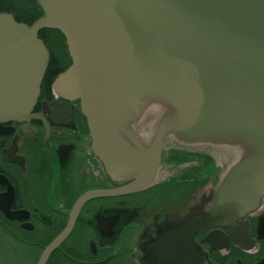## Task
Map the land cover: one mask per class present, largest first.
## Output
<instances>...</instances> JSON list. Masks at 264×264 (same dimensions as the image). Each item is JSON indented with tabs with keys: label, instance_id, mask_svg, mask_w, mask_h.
Masks as SVG:
<instances>
[{
	"label": "water",
	"instance_id": "1",
	"mask_svg": "<svg viewBox=\"0 0 264 264\" xmlns=\"http://www.w3.org/2000/svg\"><path fill=\"white\" fill-rule=\"evenodd\" d=\"M35 2L31 24L0 13V121H28L48 59L38 33L58 31L71 64L53 90L78 101L89 148L116 186L80 197L37 264L87 199L157 184L167 149L208 157L215 177L158 221L146 264L165 250L194 253L206 227H247L264 197V0Z\"/></svg>",
	"mask_w": 264,
	"mask_h": 264
},
{
	"label": "flooded vegetation",
	"instance_id": "2",
	"mask_svg": "<svg viewBox=\"0 0 264 264\" xmlns=\"http://www.w3.org/2000/svg\"><path fill=\"white\" fill-rule=\"evenodd\" d=\"M23 10L41 15L35 0H0V13L16 19ZM38 38L48 59L30 117L0 121V264H37L65 231L80 197L116 187L89 148L78 101L53 90L71 64L64 37ZM163 163L164 177L149 188L87 199L45 264H146L158 221L182 212L195 190L215 177L212 161L199 153L167 149ZM245 220L239 231L206 227L193 238L194 253L165 250L159 261L192 264L202 255L201 264H264V197Z\"/></svg>",
	"mask_w": 264,
	"mask_h": 264
},
{
	"label": "trees",
	"instance_id": "3",
	"mask_svg": "<svg viewBox=\"0 0 264 264\" xmlns=\"http://www.w3.org/2000/svg\"><path fill=\"white\" fill-rule=\"evenodd\" d=\"M40 13L38 11L32 10L30 15L26 13H22L20 17H17L15 20L17 22L25 23V24H31L35 19L39 17ZM29 18V19H25ZM43 33H51V34H57L61 35L58 31L56 30H49V29H42L39 31L38 35L41 36Z\"/></svg>",
	"mask_w": 264,
	"mask_h": 264
},
{
	"label": "rangeland",
	"instance_id": "4",
	"mask_svg": "<svg viewBox=\"0 0 264 264\" xmlns=\"http://www.w3.org/2000/svg\"><path fill=\"white\" fill-rule=\"evenodd\" d=\"M17 11H19V10H17ZM18 13H19V12H18ZM18 13H17V14H18ZM23 13H26V12L23 10ZM50 34H51V33H50Z\"/></svg>",
	"mask_w": 264,
	"mask_h": 264
}]
</instances>
